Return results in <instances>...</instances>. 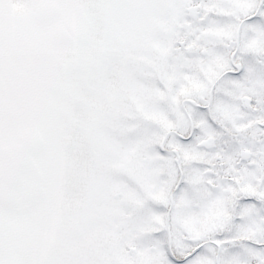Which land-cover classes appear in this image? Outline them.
<instances>
[{
	"label": "snow or ice",
	"instance_id": "6c2138e0",
	"mask_svg": "<svg viewBox=\"0 0 264 264\" xmlns=\"http://www.w3.org/2000/svg\"><path fill=\"white\" fill-rule=\"evenodd\" d=\"M0 264H264V0H0Z\"/></svg>",
	"mask_w": 264,
	"mask_h": 264
}]
</instances>
